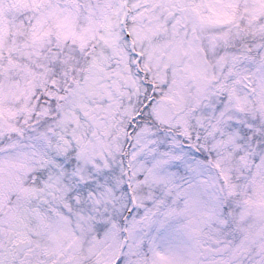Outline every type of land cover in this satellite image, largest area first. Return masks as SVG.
<instances>
[{
  "label": "snow or ice",
  "instance_id": "1",
  "mask_svg": "<svg viewBox=\"0 0 264 264\" xmlns=\"http://www.w3.org/2000/svg\"><path fill=\"white\" fill-rule=\"evenodd\" d=\"M0 264H264V0H0Z\"/></svg>",
  "mask_w": 264,
  "mask_h": 264
}]
</instances>
